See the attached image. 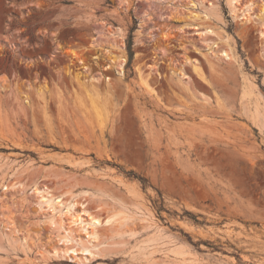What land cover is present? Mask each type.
<instances>
[{
	"label": "rangeland",
	"instance_id": "rangeland-1",
	"mask_svg": "<svg viewBox=\"0 0 264 264\" xmlns=\"http://www.w3.org/2000/svg\"><path fill=\"white\" fill-rule=\"evenodd\" d=\"M263 28L264 0H0V264H264Z\"/></svg>",
	"mask_w": 264,
	"mask_h": 264
},
{
	"label": "bare ground",
	"instance_id": "bare-ground-1",
	"mask_svg": "<svg viewBox=\"0 0 264 264\" xmlns=\"http://www.w3.org/2000/svg\"><path fill=\"white\" fill-rule=\"evenodd\" d=\"M263 35H264V28H263ZM86 87V86H85ZM84 87V89H82V91L84 90V92H82L81 91V95L83 94V96H81V95H79L78 97L80 98V102L81 103H83L84 102V104L86 105V106H88L89 108H91L94 112H96V113H98V112H100V110H101V108H102V105H101V101H100V95H99V92H98V90L95 88V87H86L85 88ZM90 216V215H89ZM12 217V216H11ZM11 217H10V219H11ZM90 219L93 221V222H97V220H99V219H97L96 217H94L93 215L90 217ZM89 219V220H90ZM11 223H12V219H11V221H10ZM94 228V227H93ZM92 228V229H93ZM92 231V234H95V230L93 229V230H91ZM66 234H68V233H66ZM90 234V233H89ZM68 236H69V234H68ZM94 237H95V235H93ZM92 236V237H93ZM63 237H65V236H63ZM62 240H63V238H62ZM96 239H94V241H95ZM98 241V240H97ZM65 242V241H64ZM86 242V241H85ZM83 243V242H77V244H74L75 246V248L76 249H73L72 250V252H75L77 249H79L80 250V252L81 253H87V254H90L91 253V250L92 249H94V244H91V243ZM57 244V243H56ZM55 243H51L50 245H49V248H50V250L53 252V254L51 253V256H56L57 255V252H58V245H56ZM68 244V243H67ZM66 244V245H67ZM70 244V243H69ZM73 247V248H74ZM69 248V247H68ZM67 248V249H68ZM71 252V253H72ZM48 253V252H47ZM50 253V252H49ZM76 253V252H75ZM66 255V254H65ZM70 258V257H69Z\"/></svg>",
	"mask_w": 264,
	"mask_h": 264
},
{
	"label": "trees",
	"instance_id": "trees-1",
	"mask_svg": "<svg viewBox=\"0 0 264 264\" xmlns=\"http://www.w3.org/2000/svg\"><path fill=\"white\" fill-rule=\"evenodd\" d=\"M136 28V21L133 20V25L132 27L130 28L129 30V34H128V37H127V42H126V49H127V62L125 64V69H129L131 74H132V68H131V63H132V60H133V56H134V53L132 51V33L133 31L135 30ZM120 168V167H119ZM123 173L127 176V177H130V178H133V179H136L140 182V184L142 185L143 188L146 187V185L148 184V181L141 177L140 175L134 173L133 171H123ZM158 210H161L162 206L159 205L158 207ZM188 216L194 220V222L198 223L197 219H196V216L192 215V214H188Z\"/></svg>",
	"mask_w": 264,
	"mask_h": 264
}]
</instances>
